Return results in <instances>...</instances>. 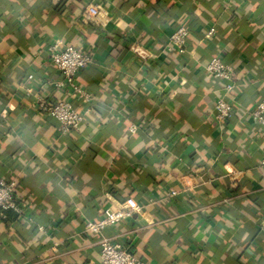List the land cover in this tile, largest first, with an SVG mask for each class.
Instances as JSON below:
<instances>
[{
    "label": "crops",
    "instance_id": "1",
    "mask_svg": "<svg viewBox=\"0 0 264 264\" xmlns=\"http://www.w3.org/2000/svg\"><path fill=\"white\" fill-rule=\"evenodd\" d=\"M92 2L93 0H37L36 4H32L30 0H0V110L13 96L18 102L16 119H11L12 113H9L10 119L7 121L0 118V177L14 182L15 197L22 208L19 213L9 210L6 218L0 217V264H90L96 259L94 253L98 254L100 247L98 236L85 231L86 221L101 218L107 194L115 193L123 200V189L117 188L108 180L120 170L118 160L108 162L106 156L99 160L92 159V153L98 148L100 139L106 135L104 127L92 135L84 147L83 136L89 135L91 129H86L83 133L79 128L61 132L55 119L23 104L25 98L34 103V96L15 87L20 85L26 89L39 79L42 84L49 85L47 88H37L40 97L52 102L70 100L66 86L64 94L57 95L61 87L54 86V82L63 80V76L53 64L47 66L44 74L33 63L46 54L30 51L24 45L30 43L27 41L29 32L35 38L37 23L51 26V20L57 16L60 23L55 30L66 38L67 43L76 47H81L83 41L79 37L85 33L108 34L109 29L114 26L104 28V20L100 16L98 23L84 20L86 8ZM96 2L99 3L100 0ZM213 3L215 0H157L156 6L137 8L133 15L138 16L142 27L151 25L155 29L157 25H166L161 32L162 36L171 35L179 25H183V19L187 17L188 32L203 39L206 31L215 24L209 16ZM134 4L135 0H116V7L112 11H127ZM201 5L209 11L202 13L207 24L196 16ZM261 7L264 8V4ZM223 12L224 5L221 4L219 12L213 15L219 18ZM224 18L232 28V34H225V40L226 30H220L217 26L220 49L210 45L208 50L198 51L207 55L210 60L211 53L219 50L222 53L220 59L232 66L235 74H245L236 83L247 86L237 92L235 99L246 107L257 96H264V88L261 87L264 84V28L253 27L245 10L235 6L228 10ZM254 19L256 24L264 25V15ZM162 42L167 46V40ZM122 44L123 40L114 42L103 54L97 52V58L106 57L105 63L110 69L113 62H118L122 55ZM98 47H106L104 37L98 42ZM191 47L192 43L189 42V50ZM85 48L93 56L92 47ZM21 56L29 59L23 60ZM176 62L171 56L168 57L169 64ZM180 63L187 64L186 75L189 76L190 84L203 83L208 74L203 68L196 67L195 59L186 54L180 58ZM79 72L86 78H92L97 75V65L91 63ZM210 86L223 92L224 81L214 79ZM197 90L199 91V87ZM103 91V87L91 89V102L85 105L90 111L86 120H94L100 124L101 119L107 116L108 107L99 99ZM71 101L77 107V102ZM214 102L215 96L209 97L212 108ZM136 107L133 105L129 110L134 122H138ZM194 110V105L189 108L190 112ZM190 115L197 120L200 118L198 113ZM248 115L232 107L228 120L224 122L225 138L230 132L232 140L226 148H223V141L219 147L215 141L208 145L209 150L219 156L217 163L211 166L202 162L198 164L199 156L196 153L189 156V150L179 142L176 129L166 118L157 126L154 118L142 117L148 120L141 129L145 145L152 139L163 140L166 145L171 143V155L165 154L163 159H171L173 167L179 160L187 165L185 171H190L193 166L203 167L204 172L200 175L210 185H200L201 189L186 194L177 184L173 188L177 194L166 197L170 188L160 191L163 186L157 185V190H153V186L149 184V191L156 198L146 197L144 202L153 205L151 215L156 218V223L148 225L143 221H122L116 227H105L102 234L115 242L127 243L140 258L141 264H264V172L259 167V160L264 156V134H261L264 127L255 126ZM242 117L246 133L237 128L236 123ZM17 120L22 122V130L16 129ZM110 124L114 126L115 122L110 121ZM220 125L216 121V127L211 133L214 138L221 135ZM53 128L55 132H52ZM50 132L60 140L59 146L46 144L41 139ZM108 147L119 146L109 144ZM159 147V144L155 148L145 147L142 152L158 153ZM222 152L226 155H221ZM99 155L101 154L98 153L97 156ZM229 160L233 162L237 174L224 172L223 164ZM143 163L147 168L142 169V172L159 174V170L152 167L150 159ZM134 171L135 169L128 168L129 174ZM131 179L130 177L129 180ZM152 179L154 178H149ZM166 183L170 184L171 181ZM220 216H223L224 221L230 220L234 227H229L223 220L218 221ZM39 227L44 231H39ZM151 228L156 229L154 234L143 245V249H140L144 235Z\"/></svg>",
    "mask_w": 264,
    "mask_h": 264
},
{
    "label": "clouds",
    "instance_id": "2",
    "mask_svg": "<svg viewBox=\"0 0 264 264\" xmlns=\"http://www.w3.org/2000/svg\"><path fill=\"white\" fill-rule=\"evenodd\" d=\"M30 2L36 4L37 0H30ZM221 4L224 5V12L217 18V15L213 14L219 12ZM262 4H264V0H246V2L245 0H215L210 12L201 5L196 11V16L207 24L208 22L204 20L202 13L208 11L215 24L211 31H206L203 39H198L191 33L185 32L187 40L183 42L173 39L170 35L162 36L161 32L165 30L166 25H157L155 29L151 25L142 27L138 16L133 15L137 8L156 6L157 0H135L134 6H129L127 11L121 10L119 12L112 11L116 7V0H100L99 3L93 0L89 4L85 14L86 17L99 15L104 20V28L109 29V25L114 27L109 29L108 34L85 33L79 37V40L83 41L80 45L81 48L91 46L93 49L94 54L89 63L97 65V75L92 78H86L79 71L69 72L65 76L64 84H70L73 88V91L67 90V96L70 100L77 102L75 115L79 118L76 120L79 125V131L83 133L86 129H91L89 135L83 136L85 142L83 146L86 147L91 136L100 132L102 126L104 127L106 135L100 139L98 148L92 153V159L99 160L106 156L108 162L118 160L120 170L115 177L108 180L117 188L123 189L122 201L115 193L106 195V211L101 210L102 218L95 219V224L105 227H116L121 221L129 223L143 221L148 225L155 224L156 218L151 215L153 205L144 202L146 197L156 198L151 195L149 184L153 186V190H157L155 187L157 185L163 186L159 189L160 191H165L167 188H175L179 184L181 186L180 190L186 194H191L196 192L197 189H201L200 185L205 187L210 185V182L206 181L203 175H200L204 172L203 167L193 166L190 171H185L184 169H186L187 165L179 160H177L176 166L173 167L171 159H163L165 154L171 155V143L166 145L163 140L152 139L145 145L141 136V129L148 123V120L146 118L142 119V117L154 118L157 126L161 120L166 118L167 122L176 129V136L179 142L189 150V156L192 153H196L199 156L197 163L202 162L204 165L209 166L216 164L219 156L211 152L208 145L213 144L215 141L219 147L223 141V148H226L227 144L232 140L230 132L227 133V138H225L226 126L224 122L229 107L225 103V99L229 100L231 106L237 109L238 112L244 115L251 114L248 115L249 119L255 117L259 121L258 114L253 113V109L259 105V111L264 112V103H260L262 97L257 96L255 101L248 103L246 107L235 99L237 92L241 91L242 87L247 86L246 84L239 85L236 83L245 74L239 73L237 75L229 69L227 73L222 72L214 77L212 64L220 59L221 51L218 50L211 53L210 63L209 57L202 55L198 49L208 50L210 45L220 49L221 42L217 26H219L220 30H226L224 32L225 40V34H232V28L224 17L233 6L237 9L245 10V14L249 15L252 20L253 27L264 28V25L256 24L254 19L257 16L264 15ZM170 6L171 4H169ZM46 18L47 13H45ZM59 23L60 18L58 16L54 17L51 20V26L47 23L44 25L37 23L35 25V28L38 29L35 38H33L31 32L27 34V41H30V43H26L24 47H27L30 51L46 54L44 58L38 57L33 62L37 68L44 71V74H46L47 66L52 63V60L48 57L54 59L59 54V50L66 46L67 43L66 38L60 36L58 30H55ZM182 23L181 31H184L187 27V17H184ZM85 37H87V40H85ZM102 37H104L106 45L104 49L98 47V42ZM119 40H123V44L120 46L122 55L119 61H114L109 69L105 63L106 57L103 59L97 58L96 53L103 54L109 45L111 46ZM164 40L168 41L167 46L162 42ZM189 42L192 43L191 50L188 48ZM228 46L230 47V45ZM71 50L69 48V51ZM186 54L188 57L195 59L196 67L207 71L208 75L204 77L202 84H199V82L189 83V76L186 75L187 64L180 63V58ZM169 56L177 62L169 64ZM25 57L21 56V59H29ZM160 57L165 59L161 60ZM53 66L55 67L56 65ZM217 78L229 81L223 92L210 86L213 80ZM64 84H61V91L57 93L58 96L64 94ZM48 86L47 84H42L39 79L33 81L31 86L26 89L20 85H15L19 91H26L29 95L34 96L36 100L40 99L37 88H47ZM93 87L104 88L99 99L101 102L106 103L108 107V114L101 119L100 124L95 123L94 120L85 119L90 116V111L86 109L85 105L91 102V89ZM198 87L199 91L197 90ZM261 87L264 88V84ZM212 96L216 98L217 106L215 109L209 104V97ZM23 101L24 105L32 107V103L26 98ZM133 105L137 106L136 120L138 122H134L130 118L129 110ZM193 105L195 110L190 112L189 108ZM17 107L18 102L13 96L7 105L0 110V118L7 121L10 119L9 113H12L13 117L11 119H16ZM191 113H198L200 118L198 120L194 119L190 115ZM217 113L219 114L214 115ZM217 119L221 121V135L219 138H214L211 133L216 127ZM110 121H114L115 125H111ZM72 123V120L68 121L69 125ZM236 124L238 129L244 130V133L247 132L243 117ZM16 129L22 130V122L19 120L16 121ZM52 132H55L54 128ZM52 132L41 139L46 144L59 146L60 140L54 138ZM261 134H264V129H262ZM241 143H243V140H241ZM109 144L119 147L109 148ZM157 144L160 145L158 153L142 152L143 148H155ZM228 151L230 152L231 150L229 149ZM98 153L101 155L97 156ZM221 155H226V153L222 152ZM148 159H150L152 167L159 170L158 175H153L149 171H141L147 168L143 161ZM129 167L135 169L131 174L128 173ZM223 170L230 175L237 174L231 160L223 164ZM114 171H116V168ZM130 177L132 178L131 181L129 180ZM150 177L154 179L149 180ZM165 178H167L166 181ZM167 181H171V183L168 184L166 183ZM217 219L218 221L223 220L229 227H234L230 220L224 221L223 216ZM155 230V228H151L144 235L139 245L140 249H143V245L148 242ZM221 235H223V232H221ZM119 246V244H116V247ZM141 254L143 253L141 252ZM94 255L99 261L105 259V257L96 253Z\"/></svg>",
    "mask_w": 264,
    "mask_h": 264
},
{
    "label": "built area",
    "instance_id": "3",
    "mask_svg": "<svg viewBox=\"0 0 264 264\" xmlns=\"http://www.w3.org/2000/svg\"><path fill=\"white\" fill-rule=\"evenodd\" d=\"M84 20L93 23L100 22L99 15L96 16L89 15L87 17L86 15H84ZM182 26L183 25H179L171 33L170 37H173V39H177L181 42L185 41L186 38L185 32H188V27H186L184 31H181ZM211 28H209L207 31H211ZM69 48H71L72 50L69 51ZM91 58L92 56L89 50H87L86 48L76 47L72 44L66 43V46L62 47L59 50V54L54 59L49 57V59L52 60V64L56 65L55 69L63 76V80L54 82V86L61 87V84H64L65 76L67 73L77 72L84 69L85 67L91 64L89 63V60ZM209 61L211 63V60ZM212 68H213L214 77L222 72L227 73L229 69H231L232 72L234 73L232 66L225 64L221 59H219L214 64H212ZM205 72L207 73V71ZM223 81H224V86H223V90H224V88L228 86L229 81L227 80H223ZM64 86H66L69 91H73V88L70 84L69 85L64 84ZM225 103L229 105L228 114L225 117V121H227L232 112V106H231V102L227 99H225ZM260 103H264V96L262 97ZM216 106L217 103L215 98L213 109H215ZM32 108L43 115H47L55 119L58 122V129L61 132H70L79 128V125L76 123V120L79 119L75 115L76 107L73 105L71 100L61 99L52 102L40 97L39 100H36L34 103H32ZM253 113L258 114L259 121L255 117H253L250 120L255 126H258L259 128H263L264 112L259 111V105H257L253 109ZM218 114L219 113L214 115H218ZM69 120L73 121L71 125L68 124ZM217 121L221 123L219 119H217ZM259 167L264 172V156L259 160ZM176 194L177 191L173 188H170L166 192V197H171ZM150 201L152 202V200ZM9 210L19 213L21 212L22 208L15 197L14 182L12 180H6L0 177V217L1 218L5 217V212ZM104 210L106 211V208ZM94 221L95 220L86 221L85 231L91 232L98 236V244L100 247L98 255L105 257V259L103 261L94 259L90 262V264H141L140 258L135 253L132 252L130 246L127 243L115 242L110 238L104 236L102 234V230L105 228V226L100 224H95ZM38 229L39 231H44L42 227H39ZM116 244H119L120 246L116 247Z\"/></svg>",
    "mask_w": 264,
    "mask_h": 264
},
{
    "label": "trees",
    "instance_id": "4",
    "mask_svg": "<svg viewBox=\"0 0 264 264\" xmlns=\"http://www.w3.org/2000/svg\"><path fill=\"white\" fill-rule=\"evenodd\" d=\"M7 212H8V211L5 212V217H3V218H6V217H7Z\"/></svg>",
    "mask_w": 264,
    "mask_h": 264
}]
</instances>
